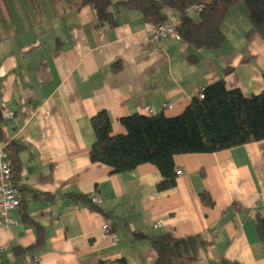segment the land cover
Returning <instances> with one entry per match:
<instances>
[{
    "label": "crops",
    "instance_id": "obj_1",
    "mask_svg": "<svg viewBox=\"0 0 264 264\" xmlns=\"http://www.w3.org/2000/svg\"><path fill=\"white\" fill-rule=\"evenodd\" d=\"M119 1L112 0V27L97 26L89 6L1 15L13 27L3 36L0 30V144L18 149L20 205L10 212L16 224L0 222V264H155L151 238L166 234L212 241L191 264H264L253 222L254 213L264 216V140L175 155L174 172L181 173L162 191L151 163L112 173L89 158L96 141L90 120L100 112L117 136L126 134L122 118L148 111L176 117L220 80L245 97L258 95L264 42L244 7L233 5L220 46L194 48L170 37L155 44L154 25Z\"/></svg>",
    "mask_w": 264,
    "mask_h": 264
},
{
    "label": "trees",
    "instance_id": "obj_2",
    "mask_svg": "<svg viewBox=\"0 0 264 264\" xmlns=\"http://www.w3.org/2000/svg\"><path fill=\"white\" fill-rule=\"evenodd\" d=\"M33 12L40 13L43 0H27ZM45 1V0H44ZM47 1V0H46ZM67 1L70 8L79 10L89 6L97 26H114L112 0H50ZM199 4L197 13L187 8ZM141 12L145 22L162 25L167 21L164 9L170 8L179 18L176 31L179 39L194 48H215L225 41L221 26L233 5L245 9L246 18L264 42V0H124L117 3ZM202 100L195 97L178 116L166 118L162 114L151 117L131 115L120 120L125 135H111V121L106 112L91 118L96 141L89 152L90 161L110 167L112 173H124L143 163H151L159 170L162 180L158 191L175 185L173 157L179 154L214 153L264 140V90L245 97L238 89H228L223 80L203 89ZM0 116V142L4 141ZM14 181L19 179L16 164L17 148L7 146ZM43 195V194H42ZM202 203L212 206L209 195H200ZM95 205L90 204V207ZM253 222L264 241V216L253 214ZM212 244L201 236L173 238L166 234L151 238L157 257L155 264H191L200 252Z\"/></svg>",
    "mask_w": 264,
    "mask_h": 264
},
{
    "label": "built area",
    "instance_id": "obj_3",
    "mask_svg": "<svg viewBox=\"0 0 264 264\" xmlns=\"http://www.w3.org/2000/svg\"><path fill=\"white\" fill-rule=\"evenodd\" d=\"M167 21L162 25H154L150 30L151 41L158 44L161 38L170 37L175 40H179V35L176 31V25L179 24V18L175 12L169 8H166ZM201 10L199 4H193L187 8V13H197ZM197 98L202 100L204 98L203 90H199ZM148 110V109H147ZM148 117H151V113L147 112ZM13 113H8V116H12ZM181 171L176 170V175H180ZM92 202L97 204L99 197L95 194L91 198ZM259 206L264 208V191L258 194ZM20 205V199L18 197V189L14 184L13 168L10 164L9 153L7 150V144H0V222L2 225L8 227L16 224V221L10 216V212L18 208ZM161 226V221L154 224V228ZM103 232H110L111 227L109 224L104 223L101 226ZM118 238L114 237L113 241L116 242ZM38 261V260H36Z\"/></svg>",
    "mask_w": 264,
    "mask_h": 264
},
{
    "label": "rangeland",
    "instance_id": "obj_4",
    "mask_svg": "<svg viewBox=\"0 0 264 264\" xmlns=\"http://www.w3.org/2000/svg\"><path fill=\"white\" fill-rule=\"evenodd\" d=\"M46 1V0H45ZM41 10L42 12L45 11V8L52 9L54 11H61L64 4H67L69 6L70 3L67 1H60L57 2L53 7H51L52 2L50 0H47L45 3H41ZM53 11V12H54ZM11 12L13 15H16V18H20L24 15H32L34 12L31 9V4L27 0H0V17L4 13ZM8 14H5L4 16H7ZM42 17H49L48 14H43ZM13 25L11 23H8V21H4L3 17L0 18V30L1 35H5L12 29Z\"/></svg>",
    "mask_w": 264,
    "mask_h": 264
}]
</instances>
